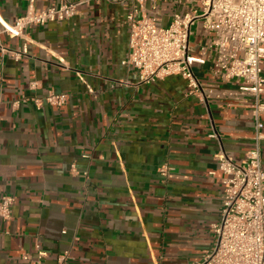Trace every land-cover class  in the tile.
<instances>
[{"label": "crops", "instance_id": "1", "mask_svg": "<svg viewBox=\"0 0 264 264\" xmlns=\"http://www.w3.org/2000/svg\"><path fill=\"white\" fill-rule=\"evenodd\" d=\"M155 3L162 25L187 8L186 0ZM25 8L26 0H0V17L11 22ZM130 10L90 0L21 37L0 25V196L15 198L11 218L0 220V264H34L37 244L46 264L65 251L64 264H188L212 248L223 187L214 155L240 161L252 146L250 97L201 100L178 75L139 81L121 62ZM191 32L198 55L212 33L200 23ZM206 51L193 65L198 81L234 90ZM48 91L65 102L12 105ZM259 118L264 133V111ZM260 155L264 169V138Z\"/></svg>", "mask_w": 264, "mask_h": 264}, {"label": "built area", "instance_id": "2", "mask_svg": "<svg viewBox=\"0 0 264 264\" xmlns=\"http://www.w3.org/2000/svg\"><path fill=\"white\" fill-rule=\"evenodd\" d=\"M36 1L26 0L25 11L11 22L0 17L2 32L21 37L27 27L68 20L82 2L90 0H65L44 8L38 7ZM106 1L130 4L131 10L126 16L129 22L127 55L121 62L136 70L139 81L149 83L178 75L186 80L187 93L201 100L211 96L250 97L249 106L255 120L252 146L240 161H234L223 150L214 155L217 168L223 174L219 217L210 224L214 243L199 260L188 264H264V169L260 155L264 133L259 118L264 111V101L260 99L264 93V0H186V10L182 13L174 10L166 25L160 23L155 0H150L153 13L148 9L147 0ZM197 23L212 35L208 43L201 44L199 54L194 55L189 37L191 27ZM207 47L212 53L214 74L235 85L234 90L198 81L193 65L205 62ZM23 53H26L24 46L14 51L15 57ZM35 86V81L30 82V88ZM27 100L38 107L42 102L60 106L65 102V94L48 91L42 97L22 95L12 105ZM165 169L160 168L161 172ZM14 201L13 195L0 196V220L11 218ZM35 247L34 264H46L45 252L38 244ZM66 258L65 251L57 256L56 264H64Z\"/></svg>", "mask_w": 264, "mask_h": 264}, {"label": "rangeland", "instance_id": "3", "mask_svg": "<svg viewBox=\"0 0 264 264\" xmlns=\"http://www.w3.org/2000/svg\"><path fill=\"white\" fill-rule=\"evenodd\" d=\"M166 24H168V23H165V24H163V25H166Z\"/></svg>", "mask_w": 264, "mask_h": 264}]
</instances>
